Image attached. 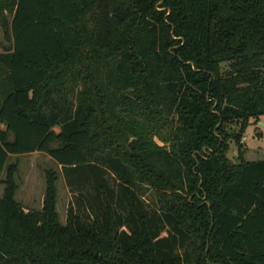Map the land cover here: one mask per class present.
<instances>
[{"label": "trees", "instance_id": "1", "mask_svg": "<svg viewBox=\"0 0 264 264\" xmlns=\"http://www.w3.org/2000/svg\"><path fill=\"white\" fill-rule=\"evenodd\" d=\"M0 31V264H264V160L225 154L264 116V0H0ZM32 153L64 223L52 169L14 199Z\"/></svg>", "mask_w": 264, "mask_h": 264}, {"label": "rangeland", "instance_id": "2", "mask_svg": "<svg viewBox=\"0 0 264 264\" xmlns=\"http://www.w3.org/2000/svg\"><path fill=\"white\" fill-rule=\"evenodd\" d=\"M0 44L7 45L2 38L1 31ZM55 131L57 132L58 129ZM233 131L235 132L236 128ZM225 154L231 163H237L239 160L246 162L264 160V116L250 121L241 139L240 148L230 140ZM7 164H16L13 176V181L16 184L14 199L23 208L29 210L41 209L45 185L44 172L48 169L56 172V212L59 222L64 223L67 206L71 203L72 197L64 184L58 166L46 154L42 153L11 155ZM4 178L5 171L2 172L0 180L3 181ZM2 190L3 184L0 183V196ZM145 199L149 200V195H145Z\"/></svg>", "mask_w": 264, "mask_h": 264}]
</instances>
